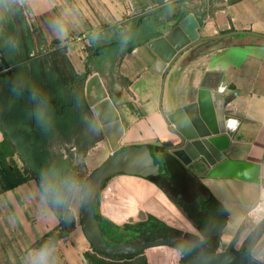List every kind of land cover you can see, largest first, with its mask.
I'll return each instance as SVG.
<instances>
[{"label":"crops","instance_id":"1","mask_svg":"<svg viewBox=\"0 0 264 264\" xmlns=\"http://www.w3.org/2000/svg\"><path fill=\"white\" fill-rule=\"evenodd\" d=\"M105 1L107 5H99V8L104 9L103 13L107 19L114 18L110 20L111 22L109 20L106 22L110 28L107 32L112 30L111 26L116 21L128 22L137 18L139 13L129 14V5L137 7L163 2V0ZM170 2L167 10L160 13V20H163L167 13V29L175 28L183 18L194 13L199 22L197 30L200 37L235 31L244 33L202 41L205 43L199 42L181 51L169 65L167 64L162 73L151 70L157 56L148 47V41L132 51L125 47L121 52L122 60L118 74H115L114 70L112 79L108 75L103 76V80L114 81L115 86L122 90L121 98L116 101L125 126L121 146L149 145L153 153L161 154L154 153L158 161L160 156L163 157L158 162L160 165L165 164L175 169L180 162L189 169L229 212L228 222L221 234L220 250L229 249L241 225L247 223V229L235 243L239 247L249 233L258 228L264 220V0H170ZM97 5L98 0H84L83 10L75 11L83 16V24L91 28H89V31H92L90 35L96 31L98 24L95 23L93 28L89 17L98 15L99 21L103 19L101 16L103 14L97 11ZM41 16L44 17V12ZM163 31L154 30L141 37L147 38L155 34L161 36ZM111 35L114 33L112 32ZM91 36L97 41L98 34ZM202 87H217L223 90L227 98L226 110L237 120L229 122V125H234L236 130L231 138L227 155L234 162L249 165L250 179L210 175L212 167L205 162L184 164L172 151L167 150L168 146L178 141V136L171 130L172 126L168 124L165 116L178 108L196 102ZM108 116L110 118L111 114L109 113ZM2 139L3 133L0 129V141ZM167 143L165 152H161L159 148ZM252 177L257 180H253ZM124 179L122 181L126 187L140 203L155 198L160 189L148 179L137 177L130 178V181L128 177ZM187 181L191 182L190 179ZM26 185L27 183H24L16 189L21 187L25 189ZM23 189H20L17 195L23 194ZM44 207V233L40 237L31 235L30 244L59 223L45 198ZM174 207L180 211L176 206ZM146 210L162 211L154 203H151ZM126 212L129 215L133 214L130 209ZM123 214L113 217L122 220L125 218ZM34 221H26V224L30 225L29 222ZM77 231V228L74 229L69 236L49 250L48 264L60 262L85 264L83 252L89 250L90 246L88 240L79 238V247L75 246L77 242L73 235ZM71 240L74 244H69ZM256 251L257 257L264 261V235L257 244ZM29 252L30 261H37L38 254L41 256L40 252L33 249Z\"/></svg>","mask_w":264,"mask_h":264},{"label":"trees","instance_id":"2","mask_svg":"<svg viewBox=\"0 0 264 264\" xmlns=\"http://www.w3.org/2000/svg\"><path fill=\"white\" fill-rule=\"evenodd\" d=\"M140 27L141 25L137 21L129 22L127 26L125 24L121 34L115 33L109 36L108 41L101 43H98L94 37L87 34L92 41L89 47L90 54L87 64L89 65L94 56L99 57L108 52L114 54L117 50L125 47L132 51L159 35L155 34L147 38L138 36L137 30ZM28 33L27 19L22 6H18L12 0H0V47L10 65L31 59L30 54L35 46L31 41L33 37L29 36ZM14 36L19 48L22 49L20 55L16 53L13 47L14 39L12 37ZM65 46H69V43H65L62 48L56 47L54 51H49L44 56V62H41L38 67H36L35 61L31 62L34 76L40 77V73H42L41 77L44 76V97L47 99L49 106H45L44 109V141L42 139H30L28 152L22 151L14 143L12 133L8 127V123L11 122V112L6 101L10 100L16 91L12 90L7 82L0 78V108L4 105L6 108L3 118H0V129L3 133V139L0 141V195L16 189L30 179L37 181L51 210L59 220L58 225L32 244L31 249L40 253L42 250L49 251L52 249L60 240L69 236L80 224L71 216L69 205L75 188L83 187L87 179V177L83 178V176L78 175L77 167L72 164L70 159L65 158L60 159L57 163L53 162L50 159V152L46 149L47 136L51 134L52 128L61 126L58 111H62V107L67 115L64 130L69 131L74 123L73 117L69 115L71 109L67 108L73 101L64 96L63 86L65 89H69L71 93L75 88V82L73 81L75 77H79L80 81H84L85 77V74L80 75L75 70L69 58L65 55L63 50ZM95 51H97V54L94 55ZM63 81L65 83L62 85ZM41 83L40 80V82L32 83L30 86L41 89L43 88ZM79 85L83 87V82ZM166 145L168 143L159 148L161 152H165ZM126 147H121V150ZM148 148L155 162L159 164L151 146L148 145ZM86 152L85 149L84 153ZM15 154H20L26 164V175L10 162ZM178 164L175 169L165 164H159L162 169L166 170V175L151 176L146 179L154 182L165 193L169 201L184 214L198 233L186 232L170 226L153 214H147L145 219L117 224L101 212L100 201L96 198L94 210L99 221L102 237L109 245H134L162 238L185 236L191 241L201 242L207 254L218 251L222 230L229 219V212L224 204L199 181L196 175L180 162ZM187 179H190L191 182ZM247 227V223L241 225L229 250L245 251L249 247L257 228L249 233L241 246H235ZM171 247L181 252V263L200 254L198 248L190 246L182 240L173 243ZM90 248L83 252L85 264H151L145 251L131 255H108L96 250L91 245ZM157 248L149 249L150 259L156 264H164L163 255L156 250Z\"/></svg>","mask_w":264,"mask_h":264},{"label":"water","instance_id":"3","mask_svg":"<svg viewBox=\"0 0 264 264\" xmlns=\"http://www.w3.org/2000/svg\"><path fill=\"white\" fill-rule=\"evenodd\" d=\"M198 27L199 22L195 14L190 13L175 28L166 29L161 36L149 40L147 45L157 56L151 70L162 73L167 64L169 65L181 51L199 42L244 33L243 31H235L210 37H200L197 30ZM0 72L2 76H8V85L11 88H18L22 93L27 91L13 83L11 66L2 49H0ZM94 84L98 85L97 90L93 88ZM28 93L32 94V92ZM86 96L90 106L93 107V111L94 108L97 111L95 115L103 126L112 150V153L88 176L81 191L80 224L91 246L108 255H131L156 247L171 246L173 243L182 240L190 246L198 248L200 254L180 264H264V261L253 254L264 234V220L258 226L251 244L245 251L227 249L207 254L201 242L191 241L185 236L162 238L134 245H109L102 237L99 221L94 210L97 196L100 194L102 204H113L119 207L118 203H121L120 197L133 199L132 193L122 181L123 178L137 177L146 179L151 176L166 175V170L155 162L147 145H129L121 150V139L125 132V126L119 110L104 87L99 72L87 79ZM105 97L108 98L103 100ZM226 99L222 89L202 87L198 92L196 102L178 108L173 113L166 115L165 118L168 124L172 126L171 130L178 136V141L168 146L167 150L172 151L184 164L205 162L212 167L210 175L250 179L249 177L251 176L248 175L249 165L242 162H234L227 155L231 138L236 130L234 125H229V122L231 120L236 122L237 120L228 114ZM106 110H109L112 117L108 118L109 113ZM252 168L256 167L252 166ZM120 177L122 178L120 179ZM252 179L257 180V178L253 177ZM108 180L107 186L102 188ZM150 202L161 207L165 213L157 214L148 210L149 214H153L168 225L183 231L189 232V226L194 228L190 222L188 226L186 221L184 222L175 216L158 199L152 198ZM107 217L117 224H122L112 216ZM146 217L147 214L141 212L139 219H133L134 217H132L125 222H134ZM186 220L189 221L187 218ZM194 230L196 231L195 233H198L195 228ZM150 263L156 264L151 260Z\"/></svg>","mask_w":264,"mask_h":264},{"label":"rangeland","instance_id":"4","mask_svg":"<svg viewBox=\"0 0 264 264\" xmlns=\"http://www.w3.org/2000/svg\"><path fill=\"white\" fill-rule=\"evenodd\" d=\"M12 1H14V3L18 6H22L27 19V24L33 34L34 39L36 40L37 47H39L38 45H42L44 47L45 55H47L49 51H54L56 47H64V44L68 42L69 46H65L63 50L65 55L69 58L70 62L74 66L75 70L80 74L84 73L85 75H88V78L97 73L95 67L92 66L90 68L91 71L89 72L86 66L88 56L90 54L89 47L92 44L91 38L89 37L87 41H81L75 44H71L69 42V38L72 34H89L90 32H92L89 31L91 29L90 27L83 24V16L78 13L79 10L82 9L84 0ZM103 4L107 5V2L105 0H98L97 11L103 14L101 15L103 19L99 21L98 17L100 16L98 15H92L89 17V19H91L93 28H95V23L98 24L96 31L91 33V35L98 34V43L108 41L109 36L112 32L114 34H121L125 28L124 23L116 21L117 23H113L115 26L112 27V30L107 32V30L110 29L108 25H106V22H108L109 19L104 16V9L99 8V5ZM42 12H44V17L41 16ZM113 19L114 18H111L110 20ZM119 71L120 69H115V74H118ZM103 73L108 76L110 74L105 69ZM100 76L102 77V74H100ZM93 86L94 89H98L97 84H94ZM83 87L86 95V82L84 83ZM109 97L112 99L118 109V106L116 105V101L118 99H116L111 94ZM107 98L108 97H105L103 98V100ZM87 103L91 110H93V107L90 106L88 100ZM92 113L96 118V121H93L94 124L90 125L88 123L89 120L82 119V123L77 128L76 132H72L68 138L58 137L49 144L52 161L57 163L60 159H70L72 164L77 167L78 175L83 176V178H88V176L112 153L111 146L107 136L104 133L103 126L95 115L97 114L95 108ZM107 113L110 112L107 111ZM94 117H90V120L94 119ZM0 118H3L1 109ZM89 134H91V137L88 136ZM85 149L87 150L86 153H84ZM154 153L155 155H161L160 153ZM161 158L163 157L160 156V158H158L159 161H161ZM10 162L12 164H15L21 173L25 175L27 174L26 166L22 162L18 154L13 155V157L10 159ZM128 179V181L131 180L130 178ZM26 183V191L25 189H23L24 187L20 188L24 190L22 191L23 194L17 195V193L20 192V189H14L0 195V264H36V261H30V259L28 260V253L30 255L29 251L32 250V244H30L31 240L29 238L33 234L38 235L37 237H40L44 233V198L46 199V197L40 190L39 185L35 179H30ZM158 190L159 191L156 194L155 198L158 199V201L163 205H165L180 220L184 222L186 221L189 226L190 221L186 220L184 214L178 211L174 207V205L171 204V202L161 189ZM81 191L82 187L75 188L72 201L69 205L71 216L79 222ZM100 210L109 217H113L114 215H118L124 212L122 209L113 204H102V202L100 205ZM142 213L149 214L148 210H144ZM139 218L140 214L136 215L133 219ZM128 219L129 218L123 219L122 221H119V223H124ZM33 220H35L33 223L29 222L30 225L26 224V221ZM76 228L78 229V231L73 235V238L77 242L75 246L79 247L78 238L80 240L87 239L85 238L81 224H78ZM188 229L190 230L189 232H196L191 226H189ZM69 244L74 243L71 240ZM235 246L238 247V245L236 244ZM156 250H158L160 254L163 255L162 258L164 259V264L181 263L182 254L177 249L171 246H163L158 247ZM218 251H220V246ZM145 253L150 261L151 259L149 250L145 251ZM253 254L257 257L256 248L254 249ZM39 258L40 255L38 254L37 259ZM59 264L62 263L60 262Z\"/></svg>","mask_w":264,"mask_h":264},{"label":"flooded vegetation","instance_id":"5","mask_svg":"<svg viewBox=\"0 0 264 264\" xmlns=\"http://www.w3.org/2000/svg\"><path fill=\"white\" fill-rule=\"evenodd\" d=\"M171 3L170 0H163V2H156L155 5L149 4V5H141V6H134L129 5V14L131 13H139L136 17V19H133L131 21H125L122 20L121 23L127 24L132 21H137L141 27L137 30L138 36H142L144 34H148L152 31H159V30H166L167 29V13L164 15L163 20H160V13L163 12V10H167V5ZM28 34L29 36L33 37V34L28 26ZM80 34V33H79ZM16 36V35H15ZM12 37L14 39L13 41V47L14 50H16L17 54H21V50L17 44L16 38ZM6 38V37H5ZM31 41L34 44V49L31 52V59L30 60H22L18 62V64L10 65L13 75V83L17 86H21L22 88L26 89V92H21L18 88H11L12 90H15V94L10 100H7L6 103L9 104L8 108L11 112V122L8 123V127L12 133V137L14 140V143L24 152H28L29 148V140L30 139H42L44 141V109L45 106H49L47 103V99L44 97V76L36 77L34 76V71L32 67L33 61L36 62V67L39 66L41 62H44V47L42 45H38L36 40L33 37V40ZM208 42V41H206ZM205 43V42H202ZM201 43V44H202ZM199 44V43H197ZM207 45V43H206ZM206 45H203V47H206ZM202 48V46H200ZM0 49H2L0 47ZM124 48L117 50L114 54L111 53H105L104 55H101L99 57H93L90 60L89 65L88 60L86 63L87 69L90 72V68L93 66L96 68V71L102 74V77H106V74L103 73L104 69L107 70L110 74L109 77L112 79L114 76L113 71L119 70L122 55L121 52ZM97 54V51L94 52V55ZM120 61V63H118ZM4 72V71H1ZM0 72V78L5 80L8 84V76H2ZM102 72V73H101ZM77 74V73H76ZM80 74V73H79ZM84 74V73H83ZM80 74V75H83ZM88 75H85L84 81H80L79 77H75L73 80L75 82V88L70 93L69 89L64 90V96L69 98V100H72L73 102L67 106V108H70L71 111L69 115L73 117L74 123L69 131L64 130V122H66V111H64V108L62 107V111H58L60 120H61V126L56 127L54 126L52 128L51 134L47 136L46 140V149L49 150V144L52 143L56 138L62 137V138H68L72 132H76L77 128L81 125L82 119L89 120V124H94L93 121H96V118L94 117L91 108L89 107L87 103V98L84 92V87H81L79 84L81 82L84 83L87 80ZM61 79V78H60ZM42 81L43 88H35L31 87L30 84H35L36 82ZM64 80V79H63ZM119 81L121 82V78L119 76ZM65 82L63 81L62 85ZM104 87L106 91L108 92L109 96L110 94L113 95L116 99H120L122 95V90L118 89L115 86L114 81L110 80H104ZM9 86V85H8ZM18 92V93H17ZM32 92V94L28 93ZM2 110V113L4 115L6 108L4 107L0 108ZM68 115V116H69ZM88 116V118H87ZM90 117H94V119L90 120ZM87 135V134H86ZM88 136L91 137V134ZM44 149V145L42 146ZM20 159L22 160L20 154H18ZM50 159L52 160V155L50 153ZM24 163V161L22 160ZM25 164V163H24ZM26 165V164H25ZM44 177V174H43ZM115 177V176H113ZM111 177V178H113ZM110 178V179H111ZM109 179V180H110ZM109 180L103 185L102 188H105L109 182ZM150 181V180H149ZM154 183V182H153ZM44 185V182L42 183ZM155 184V183H154ZM156 185V184H155ZM98 200L100 201L101 205V199L100 194L97 196ZM188 232V231H186Z\"/></svg>","mask_w":264,"mask_h":264},{"label":"bare ground","instance_id":"6","mask_svg":"<svg viewBox=\"0 0 264 264\" xmlns=\"http://www.w3.org/2000/svg\"><path fill=\"white\" fill-rule=\"evenodd\" d=\"M216 74V73H215ZM220 79V78H219ZM121 199H119L121 201V203H118L120 209H122L124 212V216L125 218L123 219H126V218H132V217H135L136 215H139L141 212H143L144 210H146L148 208V206L152 203L150 202V200L146 203H140L138 200H136L134 198V196L132 195V198H123V197H120ZM131 199V200H130ZM155 204V203H154ZM161 209V207H159ZM131 210L133 212V214L129 215L126 211L127 210ZM134 210H136V212H134ZM138 210V212H137ZM162 210V209H161ZM153 212V211H151ZM154 213H157V214H161V213H165L164 210L162 211H158V212H154ZM129 215V216H128ZM115 219V218H114ZM122 219V220H123ZM117 221H122V220H118V219H115Z\"/></svg>","mask_w":264,"mask_h":264},{"label":"built area","instance_id":"7","mask_svg":"<svg viewBox=\"0 0 264 264\" xmlns=\"http://www.w3.org/2000/svg\"><path fill=\"white\" fill-rule=\"evenodd\" d=\"M69 39H70L69 42L71 44H75L77 42L87 41L88 40V35L85 34V33L72 34Z\"/></svg>","mask_w":264,"mask_h":264},{"label":"clouds","instance_id":"8","mask_svg":"<svg viewBox=\"0 0 264 264\" xmlns=\"http://www.w3.org/2000/svg\"><path fill=\"white\" fill-rule=\"evenodd\" d=\"M50 252L48 250H42L40 258L36 261V264H48V255Z\"/></svg>","mask_w":264,"mask_h":264},{"label":"snow or ice","instance_id":"9","mask_svg":"<svg viewBox=\"0 0 264 264\" xmlns=\"http://www.w3.org/2000/svg\"><path fill=\"white\" fill-rule=\"evenodd\" d=\"M242 54H246V53H242Z\"/></svg>","mask_w":264,"mask_h":264}]
</instances>
